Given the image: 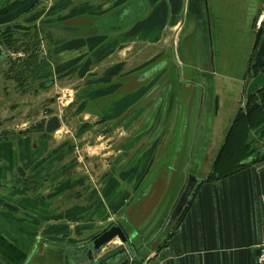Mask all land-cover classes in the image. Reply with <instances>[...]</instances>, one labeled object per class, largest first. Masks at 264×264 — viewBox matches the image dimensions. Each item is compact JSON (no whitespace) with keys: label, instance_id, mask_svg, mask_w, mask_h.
I'll use <instances>...</instances> for the list:
<instances>
[{"label":"crops","instance_id":"0c3cea01","mask_svg":"<svg viewBox=\"0 0 264 264\" xmlns=\"http://www.w3.org/2000/svg\"><path fill=\"white\" fill-rule=\"evenodd\" d=\"M45 2L15 0L10 14L0 18V25L25 19L31 6L39 10L31 20L40 19ZM184 4L185 0H132L128 9L122 7L101 17L78 15V19L66 23L70 29L54 32L61 41L52 47L55 66L66 76L56 90L69 93L70 100L78 92V64L86 59L99 62L109 55L111 46H97L103 39L139 36L145 39V60L131 74L130 85L124 81L109 87L103 75L92 84L95 91L91 96L101 100L98 111L111 102L108 94L114 93L116 102L112 114L107 115L114 121V133L108 141L84 151L88 160H98L91 172L92 181H84L80 170L70 173L69 155L63 162L66 169L61 173L60 189L52 190L44 184L21 185L18 174L32 179L35 172L21 171L28 161L10 150L13 144L0 146V182H11V186H0V264H28L35 256L45 264L46 252H54L58 263L64 264L66 248L94 240L106 228L102 227L105 220L112 217V224L122 227L132 208L147 205L143 209H150L159 201L163 205L170 189L173 187L177 193L182 184L180 180L176 185L173 178L178 171L190 167L191 161L195 162L193 173L201 178L199 185L173 234L154 254L156 264H258V246L264 237V159H260L264 147L251 159L249 151L250 143L264 127V94L259 93L264 88V20L248 41L244 30L234 27L238 21L225 12L220 14L217 0H212L211 32L217 73L199 76L195 84L184 86L174 71L145 79L144 74L161 60L156 57L146 61L147 50L162 49L169 43V32L174 38ZM125 54L127 50L118 57L123 59ZM86 61L83 72L94 76L107 72L111 60L99 65ZM167 74L170 79L165 82L174 85L170 93L162 92V87L152 94L156 80ZM135 79L139 80L137 84H131ZM66 84L73 88H66ZM139 84L141 89L137 90ZM140 90L147 94L138 95ZM145 96L144 104L134 109ZM257 100L263 106L247 111ZM257 114L263 117L260 122H247ZM239 115L244 118L238 124ZM64 129L71 131L78 142L90 139L99 128H82L78 137L77 111L60 132ZM56 169L46 176L51 178ZM104 181L93 201L83 194L78 199L63 198L67 193L83 191L89 184L96 188Z\"/></svg>","mask_w":264,"mask_h":264},{"label":"flooded vegetation","instance_id":"af4514ba","mask_svg":"<svg viewBox=\"0 0 264 264\" xmlns=\"http://www.w3.org/2000/svg\"><path fill=\"white\" fill-rule=\"evenodd\" d=\"M14 1L0 0V18L10 14L9 8ZM131 1L60 0L59 2L58 0H47L41 6L45 12L40 19L31 20L39 11L31 6L25 12V19L0 25V54L4 56V58H0V146L13 144L10 146V150H13L16 155L25 157L28 161L21 171H24L25 174L35 172L34 178L25 179L26 177L18 174L16 169L15 172L18 174L16 175L19 177L21 185L39 187L44 184L52 190L60 189L63 181L61 173L66 169L63 162L69 155L72 156L67 167L71 168L72 172L70 173L74 174L75 171L80 170L84 181L85 179L92 181L91 172L98 166V160H88L89 155L84 151L86 147H96L108 141L114 133V121L108 120L107 115L112 114L114 103H116L114 93L108 94V97L109 95L112 97L109 99L111 102L98 111V103L101 100L96 96H91L95 91L92 84L99 75H103L108 80L107 86L109 87L124 81L130 85L131 74L139 70L141 62L145 60V50L142 48L145 39H141L139 36L124 35L121 37L122 35H120L117 38L100 41L97 46L100 44L111 46L109 55L100 59L99 62L94 60L89 62L86 61L87 59L85 61L89 62V65L91 63L99 65L103 62L109 63L111 60L110 67L107 68V72H97L93 76L90 75V72H83L82 65L85 61H81L78 64V92L74 99L70 100L69 93L61 89L56 90L57 86L61 84V80L65 81L66 76L58 72L55 66L52 47L61 41L60 36L54 35V32H59L60 28L64 31L70 29L66 28V23L78 19V15L79 17H101L119 8H127ZM53 20L54 23H51ZM48 22L50 23L48 24ZM123 25L128 26L126 23ZM73 30H78V27ZM16 48L21 53L15 56ZM125 50H127V54L123 55V59L119 58L118 56L122 55ZM22 53L26 54L22 56ZM66 60L68 58H65V62ZM2 61L6 62L5 66L1 64ZM132 66L133 69H131ZM91 76L93 77L91 78ZM162 80V78L156 80L151 90L152 94L162 90V87L168 84ZM134 81L135 83L131 82V84H137L139 80L135 79ZM139 89H141L140 84L137 90ZM142 91L140 90L138 95L147 94L146 90ZM146 98L145 96L143 100L139 99L135 103L134 109L144 104ZM69 100L70 102L67 103ZM126 101H130V98ZM77 111L78 137L82 128L92 130L97 126L98 131L92 133L90 139L78 140V142L71 131H67L64 137L58 138V133L71 123ZM53 117L57 118L60 127L55 132L47 134L45 131L48 121ZM121 122V120L118 121L116 126H119ZM99 138L103 141L100 142ZM262 147H264V127L255 136V140L250 143L249 158L256 157ZM0 152L3 151L0 149ZM54 168H57L56 172L51 178H48L46 175ZM105 183L106 181L101 182L97 186L98 188L89 184L83 191L67 193V195H63V198L78 199L83 194L87 200L93 201L98 195L99 188L103 187ZM1 184L11 186V182L7 180L0 182V186ZM111 225L95 235L94 239ZM124 261L127 264L131 262L129 255L125 256Z\"/></svg>","mask_w":264,"mask_h":264},{"label":"water","instance_id":"95a60500","mask_svg":"<svg viewBox=\"0 0 264 264\" xmlns=\"http://www.w3.org/2000/svg\"><path fill=\"white\" fill-rule=\"evenodd\" d=\"M210 4L212 0H185L182 19L172 41L171 53H167L166 57L161 56L158 64L144 74L145 79L158 76L164 71L170 74L174 71L180 77V85L184 86L195 84V79L199 76L203 78L207 74L209 76L217 73L211 32L213 8ZM234 4L238 6L235 9L239 8L235 16V20L239 23L237 22L234 27L242 28L246 39L252 40L253 34L264 20V0H237ZM227 50L235 52L233 49ZM0 58L4 56L0 54ZM170 74L162 78V81L169 80ZM172 88L173 85L168 83L163 87L162 92L170 93ZM59 127L57 118L53 117L48 121L45 132L53 133ZM193 165L195 162L191 161L190 167L185 171H178L177 176L172 180L177 181L176 185L182 180L178 192L175 193L172 187L163 200L162 209L167 203L168 205L171 203V208L169 210L167 208L165 214H162V217H165L161 226L164 230L176 227L199 185L201 178L193 173ZM116 240L119 242L117 246L113 244ZM37 246L38 244H35V249ZM31 253L33 255L35 252ZM68 253L72 255L69 256ZM126 255L131 259L128 264H135L139 259L132 247V237L119 224H112L91 242L66 248L64 264H127L126 261L123 262Z\"/></svg>","mask_w":264,"mask_h":264},{"label":"rangeland","instance_id":"374dc122","mask_svg":"<svg viewBox=\"0 0 264 264\" xmlns=\"http://www.w3.org/2000/svg\"><path fill=\"white\" fill-rule=\"evenodd\" d=\"M236 0H217V9H219L220 14H223L225 12L228 16L231 15L235 19L236 14H238V9H233L235 7L234 2ZM232 4H234L235 7H231ZM226 9V10H225ZM232 9V10H230ZM172 33L167 34V38L169 39V43L163 46L162 49H157L156 51L147 50V60L150 62L154 58H158L164 55L166 57L167 53H171L172 50V41L173 39L170 38ZM166 37V35H165ZM15 56L20 54V50L16 48L14 51ZM17 53V54H16ZM26 53H22L21 55L24 56ZM27 56V55H26ZM20 63L21 61H17ZM6 62H3L2 65L5 66ZM66 88H73L70 86V84H66ZM260 101L257 100L256 104H253L252 106L249 105L247 108V111L252 109H259V107L263 106V103H259ZM246 112V111H244ZM244 114V113H243ZM258 116L253 118V121H251L250 118H248L247 122L251 123V125L256 124L262 120L260 114H257ZM244 118V115H239L238 117V124L241 121V119ZM67 132V129H64V131L60 132L57 137H64L65 133ZM261 160L264 159V155L261 156ZM214 173V172H213ZM212 173V176L214 174ZM160 205V207H158ZM168 203L166 206L162 209L161 202L159 203L154 202V204L146 210L143 208H146L147 205L140 209H131V213L122 221V227L124 230L128 233L129 236L132 237V247L134 249V252L138 255V260L135 261V264H156V257L154 254H157V250H159L161 247H163L169 236L173 234L174 228H168V229H160V225L162 220L164 221L165 217H162V214L166 212ZM135 212V213H134ZM145 212V213H144ZM168 212V210H167ZM134 213V214H133ZM163 214V215H164ZM125 216V215H124ZM105 224L102 227H107L111 225L113 218H109L108 220H105ZM111 223V224H110ZM114 245H119L118 240L114 241ZM31 258V257H30ZM46 259L47 261L45 264H59L58 259L54 252H46ZM28 264H42L39 259L35 256L32 257L30 262ZM71 264V263H69Z\"/></svg>","mask_w":264,"mask_h":264},{"label":"built area","instance_id":"2783aa9c","mask_svg":"<svg viewBox=\"0 0 264 264\" xmlns=\"http://www.w3.org/2000/svg\"><path fill=\"white\" fill-rule=\"evenodd\" d=\"M262 169L264 170V166ZM257 262L258 264H264V237L258 246Z\"/></svg>","mask_w":264,"mask_h":264},{"label":"trees","instance_id":"16d2710c","mask_svg":"<svg viewBox=\"0 0 264 264\" xmlns=\"http://www.w3.org/2000/svg\"><path fill=\"white\" fill-rule=\"evenodd\" d=\"M260 94H264V88L259 91ZM252 99V98H251Z\"/></svg>","mask_w":264,"mask_h":264}]
</instances>
